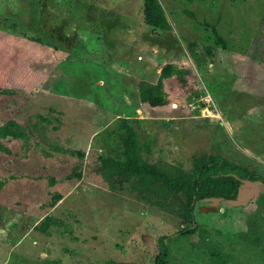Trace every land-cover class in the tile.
<instances>
[{
	"label": "rangeland",
	"instance_id": "1",
	"mask_svg": "<svg viewBox=\"0 0 264 264\" xmlns=\"http://www.w3.org/2000/svg\"><path fill=\"white\" fill-rule=\"evenodd\" d=\"M158 1L169 30L142 0H0V125L27 135L0 136V264H152L187 226L130 188L121 118L145 163L217 154L264 176V0ZM165 63L167 103H141ZM193 212L170 264H264L261 183Z\"/></svg>",
	"mask_w": 264,
	"mask_h": 264
},
{
	"label": "trees",
	"instance_id": "2",
	"mask_svg": "<svg viewBox=\"0 0 264 264\" xmlns=\"http://www.w3.org/2000/svg\"><path fill=\"white\" fill-rule=\"evenodd\" d=\"M141 19L151 30L170 29L158 0H142ZM169 69V63H165L160 69V77L154 83L145 81L139 83L137 95L140 102L154 107L167 103L162 78L169 76ZM120 120L125 134L120 137L121 159H118L117 166L123 174L132 179L129 182L130 188L138 199L180 219L187 225L172 235L158 239L152 264H170L166 240L187 236L195 231L193 210L196 202L209 199L234 201L243 181L259 182L264 186V176L217 154L198 155L193 159L189 171L163 160L145 163L138 153L135 134L127 123L128 119ZM0 136L24 140L27 135L20 126L11 122L0 125ZM50 147L53 149V144ZM41 153L44 157L49 156V151ZM54 223L53 217L45 216L34 228L45 232Z\"/></svg>",
	"mask_w": 264,
	"mask_h": 264
},
{
	"label": "crops",
	"instance_id": "3",
	"mask_svg": "<svg viewBox=\"0 0 264 264\" xmlns=\"http://www.w3.org/2000/svg\"><path fill=\"white\" fill-rule=\"evenodd\" d=\"M142 103V102H141Z\"/></svg>",
	"mask_w": 264,
	"mask_h": 264
}]
</instances>
